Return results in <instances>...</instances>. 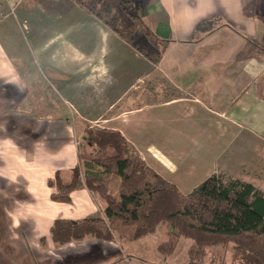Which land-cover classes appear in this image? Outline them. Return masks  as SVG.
Instances as JSON below:
<instances>
[{
  "label": "crops",
  "instance_id": "1",
  "mask_svg": "<svg viewBox=\"0 0 264 264\" xmlns=\"http://www.w3.org/2000/svg\"><path fill=\"white\" fill-rule=\"evenodd\" d=\"M127 1L143 52L72 0H0V264H178L188 254L182 238L161 257L165 227L136 241L53 243L56 220L104 216V198L86 188L51 199L57 173L67 183L76 167L82 179L97 169L86 129L121 133L183 194L227 173L222 152L264 146V46L254 40L264 0ZM124 242L137 244L125 254Z\"/></svg>",
  "mask_w": 264,
  "mask_h": 264
},
{
  "label": "trees",
  "instance_id": "2",
  "mask_svg": "<svg viewBox=\"0 0 264 264\" xmlns=\"http://www.w3.org/2000/svg\"><path fill=\"white\" fill-rule=\"evenodd\" d=\"M72 1L143 52L145 36L140 30L144 25L128 1ZM153 60L157 63L158 57ZM84 132L85 159L97 169L87 171L82 179L76 167L67 183L57 173L55 181H49L56 188L51 199L68 203L72 191L86 188L104 198L106 208L103 217L94 213L80 220H56L50 236L57 246L86 238L113 241L115 234L136 241L165 227L170 235L190 240L189 251L204 254L207 246L231 248L241 264H264V194L260 189L219 171L183 194L149 168L118 131Z\"/></svg>",
  "mask_w": 264,
  "mask_h": 264
},
{
  "label": "rangeland",
  "instance_id": "3",
  "mask_svg": "<svg viewBox=\"0 0 264 264\" xmlns=\"http://www.w3.org/2000/svg\"><path fill=\"white\" fill-rule=\"evenodd\" d=\"M220 1L225 6L228 2V0H220ZM247 1H248V9H249L250 7L252 8L254 7L255 2L257 0H247ZM128 2L132 6L131 12L135 13L136 8L134 5H132L133 4L132 1H128ZM261 6L264 7V1H261ZM11 13L13 14V12ZM4 15H5V12L2 10L1 16H4ZM10 17L11 18H8L7 21L12 20L13 17L12 16ZM262 18L264 19V14L262 15ZM262 18L257 17L256 21L261 20L262 22ZM254 40L258 44L259 49L260 47L264 46V38L262 39V41H260L259 37L255 35ZM262 124L264 127V121L262 122ZM232 150H233V147L229 150V154H225L222 152L223 160L227 166V169L229 170V171L227 170L226 174L230 177L240 179V181L247 182V183L249 182L253 184L256 188L260 189L264 194V146H262V149H261V146L258 144L254 145V144L248 143V152L246 154V158L242 157L238 152L234 153L235 151H232ZM219 171H223V170H219ZM219 171H217L216 173H220ZM114 182L117 183V180H115ZM30 227L31 226H28V229H27L28 232L30 230ZM171 237H172V244L165 242L162 245H160V247L162 248L161 253L157 248L161 257H168L169 255H171L175 249L176 241L182 240V238L177 237L175 233L172 234ZM136 244L137 242H128V243L124 242L123 252L125 254L129 253L130 252V250L128 249L129 246L134 247ZM41 245H44V243L41 242ZM204 250H205L204 254L189 251L188 254L184 255V257L180 260V262H178V264H241L242 263L241 260H238V258H236V255H234V252L231 248L222 250L219 248L207 246V247H204ZM154 258H155V254L153 253L147 259V261L150 263H154L153 261ZM159 261H162V260L160 259ZM167 262H168L167 264H176V263H172L170 258L168 259Z\"/></svg>",
  "mask_w": 264,
  "mask_h": 264
},
{
  "label": "built area",
  "instance_id": "4",
  "mask_svg": "<svg viewBox=\"0 0 264 264\" xmlns=\"http://www.w3.org/2000/svg\"><path fill=\"white\" fill-rule=\"evenodd\" d=\"M21 0H17V3H19ZM15 6H16V4L13 6V7H11V11L12 12H14V10H15Z\"/></svg>",
  "mask_w": 264,
  "mask_h": 264
}]
</instances>
